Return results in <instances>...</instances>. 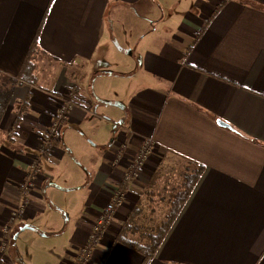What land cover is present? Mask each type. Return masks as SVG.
I'll return each instance as SVG.
<instances>
[{
    "label": "crops",
    "instance_id": "crops-1",
    "mask_svg": "<svg viewBox=\"0 0 264 264\" xmlns=\"http://www.w3.org/2000/svg\"><path fill=\"white\" fill-rule=\"evenodd\" d=\"M154 7L155 0H0V74L17 82L0 122V241L11 212L20 205L24 213L0 248V264L52 253L54 237L61 244L52 264H75L94 216L150 136L156 151L128 186L90 264H264V0H193L179 36L136 54L145 79L123 99L126 85L109 79L132 63L103 66L132 49L108 25L121 12ZM67 98L81 104L62 121L25 198L20 186L32 157ZM199 166L152 257L117 239L152 176Z\"/></svg>",
    "mask_w": 264,
    "mask_h": 264
},
{
    "label": "rangeland",
    "instance_id": "rangeland-1",
    "mask_svg": "<svg viewBox=\"0 0 264 264\" xmlns=\"http://www.w3.org/2000/svg\"><path fill=\"white\" fill-rule=\"evenodd\" d=\"M192 2L193 0H155L154 8H145V10H142V8H132V12H121L120 16L118 15L119 18H117V21H111V28L108 25V28L114 36V40L119 42L120 45L129 44L128 49H132L131 54L126 55L127 57L125 58L120 59L116 56L109 55L106 59L110 62V65L103 66L107 67L106 69H119L127 68L121 60L132 63L131 70L114 75L112 77L113 79H109V85H112L113 87H115V85L119 86L121 90H123L122 87L126 85V94L125 96H122L123 99H126L127 96L129 97L131 95L129 90L134 87L135 83H141V81L145 79L142 77V70L140 67L138 69V64L136 62L137 55L145 50L156 48L160 43L169 40L174 36H179V32H181L179 30L180 22L183 18L188 17L189 8H191ZM106 39L108 41L111 40L110 32L108 30L104 34V40ZM124 75L129 76L126 77ZM2 79H4V77H2ZM16 84L17 82L14 87ZM12 96L13 92L10 101L12 100ZM118 101L120 100L114 102ZM167 171V174H165L166 176L160 172L161 174L156 176L151 186H145L142 192L140 190V202L131 206L129 216L125 222L126 226H128V230L125 231L127 240L142 245H148L150 243V236L157 233V228L166 221L167 213L170 208L167 203L169 195L182 189V177L187 174L185 169L181 174H178V172L171 169H168ZM117 208L115 209L113 216L115 215ZM46 209L47 213L53 215L54 220H56L54 214L58 215V213L54 208L47 206ZM109 223L107 224V227ZM31 242L32 239H30V243ZM59 244H61V241H59L57 237H54V243H52V245H47L54 247V249H48L51 250L52 253H47V249H41L37 251V253L35 252L32 254L31 252L28 255L27 253L23 254L24 259L29 264H47L49 261H51L50 264H52V260H55L56 258L53 250H55ZM13 264L21 263L18 260H15Z\"/></svg>",
    "mask_w": 264,
    "mask_h": 264
},
{
    "label": "built area",
    "instance_id": "built-area-1",
    "mask_svg": "<svg viewBox=\"0 0 264 264\" xmlns=\"http://www.w3.org/2000/svg\"><path fill=\"white\" fill-rule=\"evenodd\" d=\"M79 104H81V102L77 99L67 98L58 106L54 118L46 128V133L42 137V141L39 143L36 153L32 157L30 169L26 172V180L20 186L21 192L24 194L25 198L28 194L27 188L31 187L33 184L35 173L41 171V161L43 156L52 153L53 143L59 137L62 121L66 120L69 112L74 107L79 106ZM155 151L156 148L152 136L144 138L135 156L129 161L128 167L123 173L120 185L114 188L111 198L94 216L87 239L79 248L75 264H90L92 250L101 242L107 229V224L111 221L115 209L124 203L128 186L134 184L138 180L146 161ZM26 202L27 199L25 200V203ZM23 214V207L18 205L11 212L9 221L2 225L0 248L3 251L7 248L8 244H10L11 232L16 219Z\"/></svg>",
    "mask_w": 264,
    "mask_h": 264
},
{
    "label": "trees",
    "instance_id": "trees-1",
    "mask_svg": "<svg viewBox=\"0 0 264 264\" xmlns=\"http://www.w3.org/2000/svg\"><path fill=\"white\" fill-rule=\"evenodd\" d=\"M2 77H4V79H2ZM15 83L16 80H14L13 78L0 74V122L2 121V118L4 117V114L8 107ZM22 108H20V111L23 110ZM202 170L203 167L199 166L192 173L184 175L182 189L169 195L167 203L169 204L170 208L167 213V219L157 228V233L150 236V243L148 245H142L140 243L127 240L125 231L128 230V226H126V224L124 226V229L122 228L121 232L117 235V239L122 243L129 245L130 247H133L135 249L137 248L144 255L145 260H148L150 257H152L155 254L158 246L160 245L163 237L172 225L173 221L176 219L180 210L184 206L186 200L189 198L194 185L201 175ZM155 177L156 175L152 176L151 180L147 183L146 186H151L153 180H155Z\"/></svg>",
    "mask_w": 264,
    "mask_h": 264
},
{
    "label": "water",
    "instance_id": "water-1",
    "mask_svg": "<svg viewBox=\"0 0 264 264\" xmlns=\"http://www.w3.org/2000/svg\"><path fill=\"white\" fill-rule=\"evenodd\" d=\"M217 123L220 125V126H223V127H227V128H229L230 126L227 124V123H225V122H223L222 120H217Z\"/></svg>",
    "mask_w": 264,
    "mask_h": 264
}]
</instances>
